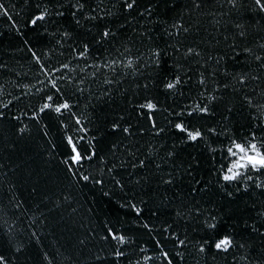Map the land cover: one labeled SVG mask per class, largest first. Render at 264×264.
Returning a JSON list of instances; mask_svg holds the SVG:
<instances>
[{
    "label": "snow or ice",
    "instance_id": "1",
    "mask_svg": "<svg viewBox=\"0 0 264 264\" xmlns=\"http://www.w3.org/2000/svg\"><path fill=\"white\" fill-rule=\"evenodd\" d=\"M137 5L138 0H108L107 3L105 0H23L17 15L24 16L25 26L35 30L37 36L48 37L52 46L38 52L35 45L25 40L36 70L32 77L35 83H22L26 73L16 72V80L0 84V95L11 97L7 102L0 101L3 109L0 121L12 124L15 137L6 139L0 151L10 160L17 141L30 131L31 124L39 126L43 137L49 136L51 125L41 121L45 115L54 114L65 148L60 163L69 183L65 186L50 182V187L45 186L42 199L35 206V211L43 217L41 226H47L48 217L61 210L70 214L69 219L76 216L82 205L76 201L75 189L82 184L86 187L90 182L106 197L111 195L104 191L108 182L121 191L129 186L141 190L147 187L160 197V205L168 206L171 223L164 221L162 233L171 241L174 251L166 250L153 236L155 253L147 255L148 249L138 244L134 235H129V229H116L107 222L102 228L103 235L97 234L94 227L87 228L82 236L73 233L75 238L69 239L66 256L59 250L42 251L40 264H58V257L62 258V264H80L77 249L86 248L93 239L110 247H101L95 253L89 249L92 264H151L155 260L161 264H186L189 257L195 264L201 261L208 264V254L213 250V260L220 255H231L232 264H264V200L259 203L253 200L251 208L256 211L255 216L241 218L243 232L260 236L258 249L237 231L238 222L230 231H218L219 216L205 207V203L215 206L210 199L213 188L226 199L236 194L252 197L257 191L264 197V0H186L177 18L164 29L172 43H166L163 48L155 42L149 27L158 22L153 19L152 4L144 8ZM9 7L15 5L0 2V12L11 21ZM134 10L141 21H146L138 22L141 31L130 24L129 17ZM65 19L71 20L70 27L62 23ZM12 27H17L16 21ZM209 28L215 33V36L209 35L215 44L211 50L201 47V43L208 42L204 36H199L200 43L195 36L189 41L193 33H208ZM17 31L23 35L19 28ZM65 46L68 55L62 51ZM93 49L95 56L91 55ZM57 52L63 59L52 64ZM165 57L171 60L172 70L162 76L159 69ZM5 74L11 75L12 69L0 63V77ZM129 76L138 78L135 93L129 97L130 114H120L107 122L111 134L119 133V136L102 153L97 137L90 135L95 104L117 94L128 97V89L122 85ZM139 79L144 83H139ZM6 87L19 89V95L5 91ZM153 88L162 89L172 97V104L164 108L168 117L164 126L155 119L159 100L151 95ZM193 91L194 96L189 94ZM36 94L40 96L39 102L32 104ZM22 98L28 99V104L21 106ZM237 106L246 112L245 123L239 124L242 130L239 135L235 131L238 122L233 118ZM12 108L18 114H10ZM22 116L28 117L29 123L23 122ZM141 119L148 127L140 123ZM160 140L164 142L159 143ZM216 141L220 142L218 148L211 146ZM201 142L208 145L212 167L208 170L210 178L197 189L186 184V179L201 184L193 176L200 161L191 154L185 157L182 152L185 146ZM217 151L221 154L218 162ZM85 164L89 166L87 169ZM0 168L7 169V164L0 163ZM4 185H7L6 191ZM38 191L40 186L35 184L32 193ZM16 192L12 171L0 175V195L14 209L12 215L24 209L21 215L25 216L31 209L24 208L27 201L19 199ZM192 193L200 195L201 200ZM205 197L209 199L202 203ZM118 203L120 208L129 209L135 215L136 228L153 231L154 226L141 219L143 209L139 205L145 201L137 203L133 197ZM41 208L48 216L40 212ZM160 210L158 205L152 216L156 217ZM0 219L5 226L0 233V264H18L28 245L8 225L7 205L0 208ZM248 220L252 221L250 225ZM181 221L185 225L183 230ZM12 223L23 224V221L17 216ZM34 226L29 224L27 228ZM79 227H85L83 219ZM67 230L72 233V227ZM28 241L40 246L38 232L31 231ZM133 256L138 258L133 260Z\"/></svg>",
    "mask_w": 264,
    "mask_h": 264
},
{
    "label": "trees",
    "instance_id": "2",
    "mask_svg": "<svg viewBox=\"0 0 264 264\" xmlns=\"http://www.w3.org/2000/svg\"><path fill=\"white\" fill-rule=\"evenodd\" d=\"M0 2L5 3L6 5H15V7H9V15L13 17V20H8L6 16L0 12V63H5L12 69L11 75H3L0 77V84H4L5 80L11 83L16 80V72L24 75L22 83H35L32 80L33 75L35 74V68L33 67L34 62L30 59V54L27 52V45L24 44V41H29L32 45H35L38 52L47 46L51 47L48 37H39L36 34L35 30H32L30 27H26L24 24V16L17 15L21 10V5L23 0H0ZM98 2V0H97ZM108 0H105L107 3ZM122 2V0H121ZM186 0H138L137 8L147 7L148 4H152L154 9L153 19L158 21L155 26L149 25L152 28V36L156 43L160 44L163 48L166 43H172L168 40L167 35L164 33V29L177 18V15L180 9L183 7ZM111 7V5H109ZM127 15V14H125ZM130 24L132 27H137L139 23H146V21H141L140 16L137 15V12L134 10L131 13ZM13 21L17 22V27H12ZM63 24L71 26V20L65 19L62 21ZM88 26H85V28ZM17 28L23 33L19 34ZM143 30L142 28L137 27V31ZM82 31V30H81ZM130 31V29H129ZM209 35L215 36V33H212V30L209 28L208 33L201 32L198 35L193 33L189 36V41L195 36L196 42L200 43L199 36H204L207 43H201L202 48H208L211 50L215 46L214 41L209 39ZM216 39H222L219 36L215 37ZM59 39V37H57ZM189 41H185L188 43ZM62 51L67 53V46ZM170 51V50H169ZM97 53L93 49L91 55L95 56ZM215 56V52L212 53ZM57 59H63L60 57L58 52L55 57H53L51 63L55 64ZM70 63L73 61L70 60ZM191 63V62H190ZM193 68L195 67L192 64ZM171 60L167 57L164 59L163 66L159 69V72L162 76L167 75L171 71ZM44 79L43 77H40ZM137 77L129 76L127 82L122 85L123 88L128 89V97L121 96L119 94L112 97L110 100H106L100 103L95 104V117L93 118V124L89 125L92 129L90 135H95L97 137V146L101 149L102 153L106 150L110 141L118 138L119 133L116 135L111 134V129L108 126V121H111L113 118L117 117L120 114L128 116L130 114L129 108V97H132L135 93L134 84L137 82ZM195 79V76L193 77ZM139 83L143 84L144 81L139 79ZM39 86V85H37ZM191 87V85L189 86ZM5 91L11 92L12 95H19L20 90H14L12 87H6ZM184 91L187 93L188 89L185 88ZM194 96L195 91L189 93ZM151 95L158 98L159 100V110L155 113V119L158 121L160 126H164L167 117V113L164 112V108H167L172 104L171 94L165 93L162 89L153 88ZM7 99L11 97H5L0 95V101L7 102ZM40 96H36L32 99V104H37L39 102ZM137 102H140V98L137 97ZM28 99L22 98L19 103L21 106L28 104ZM180 103H185L186 101H178ZM16 103V102H14ZM95 103V102H94ZM3 109H0L2 111ZM10 114L16 113L15 108L11 109ZM244 116L246 112L241 109L239 106L236 107L233 113V118L237 121V127L235 129L237 135L241 134L242 130L239 128V124L245 123ZM22 121L29 123L28 117H21ZM57 117L54 114L45 115L41 123H49L51 125L49 129V136L43 137L42 133L39 132V126L35 124L30 125V131L24 135L23 139L17 141V148L14 153L11 154V159L5 156L3 151H0V163H6L7 169L0 168V175L12 171V178L16 181L17 192L16 195L19 199L27 201L24 205V208L31 209L27 212V215L22 216L21 212L24 209H21V212H17L15 216L12 215L14 209L11 205H8L7 198H4L0 195V208H3L7 205V210L9 213L8 225L15 228L19 235L18 239H21V242L26 243L28 246L23 254L18 258V264H40L42 260V251H47L49 253H55L56 251L62 252L65 256L68 255V252L65 250L68 246L69 239H74L73 233L75 236H82L87 228L94 227L96 233L103 235V225L107 222H110L116 229L127 228L129 229V235H134L136 242L138 244L144 245L148 252L147 255H154L155 253V244L152 239L153 236L157 237L162 244L165 245V249L168 251H174L173 245L169 239L165 238V234L162 233V227L164 221L171 223V216L168 210V206L160 205V197L156 196L153 191H150L147 187L141 190L139 187L132 189L131 186L121 191L118 188L113 187V185L108 182L105 184L104 191L111 193L110 196H103L99 188L93 187L89 182L85 187L82 185L78 186L76 191V201L79 205H82L81 210L76 214L72 219H69L70 214L65 213L61 210L58 213H53L52 216L48 217L47 226H41L43 217L40 216L39 212L35 211V206L41 201L42 195L45 191V186H51L50 182L62 183L67 186L69 181L64 173V166L60 163L63 159L62 153L65 151L64 145L61 139V130L56 126ZM219 117H217V120ZM133 122H135L133 114ZM202 123L204 121H201ZM140 123L144 127H148L145 120L141 119ZM19 127V124L16 125ZM99 128L100 131L97 132L96 129ZM6 139H15L12 135V124L9 121H0V148L3 147ZM148 139V137H145ZM51 141V143H49ZM163 143V140L158 141ZM168 143H171V140H168ZM219 141H216L215 144H212L213 147H219ZM53 144L57 147L53 148ZM208 145L204 142L199 144H190L184 147L182 155L187 157L189 154L193 158H196L200 161L199 166L193 172V176L196 179L201 180L200 185H196L193 180H187L186 184H190L192 187L199 189L203 186L204 182L207 181L209 177V169L212 167L211 154L207 151ZM220 152L216 153L217 162L220 161ZM218 166V164H217ZM87 169L89 166L84 165ZM35 184H39L40 191L37 193H32V187ZM4 190H7V185H4ZM184 192L187 193V187L184 188ZM213 193L210 197L214 201L215 206L211 203H205V207L212 210L213 214H216L220 218V223L218 226V231L227 232L232 230V226L237 224V231H240L249 243L253 244L255 248L260 246V236L250 235L248 232H243L244 227L242 217L246 218L248 216H255L256 211L252 210L251 205L253 200H256L259 203L260 200H264V197L258 195V191L255 195L250 197L249 195L236 194L231 199H226L221 193L213 188ZM191 195L195 196L197 200H201V196L192 193ZM171 196V192H169ZM135 197L136 202L139 203L140 200L145 201V204H140L139 206L143 209L141 219L148 221L151 225L154 226L153 231L149 233L143 228L135 227V215L129 209H122L119 206L118 201H123ZM209 197H205L207 201ZM160 206L161 210L156 217L152 216V212L156 210L157 206ZM76 204L73 205L75 207ZM51 207V205H49ZM91 209V211H88ZM40 212H44L45 216H48L47 212L41 208ZM19 216L23 221V224L13 225L12 221ZM63 216V220L61 219ZM31 217V219H29ZM83 219L84 228L79 227V221ZM252 223L251 220H248V224ZM29 224H34L32 228H27ZM259 224V222H257ZM184 222H180V229H184ZM68 227H72V233L68 232ZM5 230L3 219H0V233ZM31 231H36L40 237V246H37L33 241L29 243L28 236ZM203 235V233H200ZM198 238V237H197ZM108 248L110 245L101 244L98 240L93 239L91 243L87 245L84 249H77V258L80 261V264H92L89 258V249L93 253L96 252L99 248ZM234 251V250H233ZM82 253V254H79ZM255 254V253H253ZM215 255V251H210L208 254V264H232L231 255L225 257L223 255L217 256L215 260L212 257ZM138 257L133 256L131 259L135 260ZM58 264H62V258L58 257ZM126 264V262H125ZM151 264H161V261L155 260ZM186 264H195L192 260V257L188 258ZM200 264H203L201 261Z\"/></svg>",
    "mask_w": 264,
    "mask_h": 264
}]
</instances>
